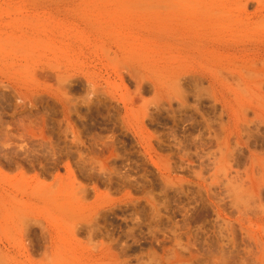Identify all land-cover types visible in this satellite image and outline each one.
Listing matches in <instances>:
<instances>
[{
    "label": "rangeland",
    "instance_id": "rangeland-1",
    "mask_svg": "<svg viewBox=\"0 0 264 264\" xmlns=\"http://www.w3.org/2000/svg\"><path fill=\"white\" fill-rule=\"evenodd\" d=\"M0 264H264V0H0Z\"/></svg>",
    "mask_w": 264,
    "mask_h": 264
}]
</instances>
